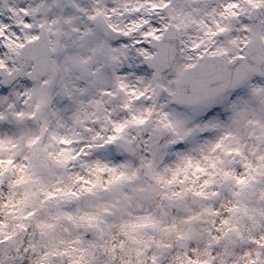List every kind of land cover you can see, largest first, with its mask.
<instances>
[{
    "label": "snow or ice",
    "instance_id": "6c2138e0",
    "mask_svg": "<svg viewBox=\"0 0 264 264\" xmlns=\"http://www.w3.org/2000/svg\"><path fill=\"white\" fill-rule=\"evenodd\" d=\"M0 264H264V0H0Z\"/></svg>",
    "mask_w": 264,
    "mask_h": 264
}]
</instances>
